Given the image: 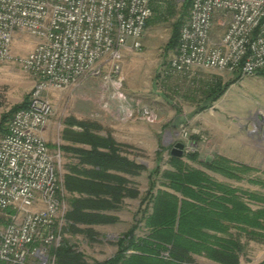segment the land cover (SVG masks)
<instances>
[{"label": "built area", "instance_id": "obj_1", "mask_svg": "<svg viewBox=\"0 0 264 264\" xmlns=\"http://www.w3.org/2000/svg\"><path fill=\"white\" fill-rule=\"evenodd\" d=\"M151 0H0V62L14 59L37 82L27 106L14 112L0 138V264H46L47 249L60 243L65 200L59 179L60 151L42 136L52 104L51 90L75 89L102 76L100 107L126 123L152 121L144 105L120 94L125 50L138 51L151 16ZM22 32L35 40L13 58ZM216 70L252 76L264 71V0H191L169 75ZM111 92V93H108ZM118 105L112 110L110 99ZM185 129L179 142L192 150ZM53 263V258H52Z\"/></svg>", "mask_w": 264, "mask_h": 264}, {"label": "trees", "instance_id": "obj_2", "mask_svg": "<svg viewBox=\"0 0 264 264\" xmlns=\"http://www.w3.org/2000/svg\"><path fill=\"white\" fill-rule=\"evenodd\" d=\"M190 1L183 2V13L172 25L166 44L168 49L177 46L180 27L187 18ZM166 13L174 15L171 3ZM235 79L224 85L216 84L207 95L208 101H216ZM27 102L28 98L0 115V135L6 132L11 115L26 107ZM207 107L202 106L198 110ZM67 125L69 127L62 133V140L87 144L90 150L59 147L78 160V163L68 166L62 178L63 190L69 197L67 201L64 199L68 209L61 233L82 234L89 241H94L96 232L91 228H80L79 225L116 222L117 218L107 212L117 209L124 198L136 199L139 196L138 190L128 187V180L108 174L107 170L138 176L145 168L120 156L118 146L109 135H96L93 131L99 129L97 123L73 119ZM73 126L81 130H72ZM99 148L107 151H98ZM162 151L164 149L160 148L158 157ZM186 161L197 163L203 169L228 179H241L234 168L235 164L224 157L200 161L195 152L182 154L181 157L168 153L166 168L160 170L157 166L147 176L148 186L139 201L138 220L118 237L116 252L94 264H195V256L218 264H239V258L245 253L249 241L264 244V196L219 183L204 170L188 166ZM236 167L253 171L244 165ZM248 181L264 188V181L259 178ZM253 202L260 207L252 209L249 203ZM141 222L146 233L137 236L135 231ZM51 253L53 264H87L84 254L65 238ZM259 264H264V260Z\"/></svg>", "mask_w": 264, "mask_h": 264}, {"label": "rangeland", "instance_id": "obj_3", "mask_svg": "<svg viewBox=\"0 0 264 264\" xmlns=\"http://www.w3.org/2000/svg\"><path fill=\"white\" fill-rule=\"evenodd\" d=\"M185 0H151V16L149 24L142 37V47L138 51L126 50L121 60L120 78L122 89L120 94L133 102L134 105H144L154 114L152 121L134 120L132 122L131 148H127L126 155L136 163L144 166V170L138 176H131L129 188L138 190L136 199L127 198L125 203L110 210L108 215L117 218L116 222L100 225H79L80 228H91L96 232L94 241H89L82 234H62L60 236L68 240L70 244L82 252L87 264L103 261L116 252V240L139 218L138 209L140 198L147 190V176L155 168L160 170L166 168L165 162L168 158L169 145L177 134L178 142L180 131L185 129L189 134L188 140L192 142V150L183 152V155L198 152L193 135L195 128L202 122L197 115L198 109L207 106L208 109L214 102H209L207 95L216 84L224 85L235 79L224 96L221 112L223 118H227L230 126L238 125L244 133L248 134V140L252 141L263 152L264 161V71L252 76L240 77L238 74H225L214 71H196L193 76L169 75L163 77L161 72L166 67L170 58L173 57L174 49L166 48L170 38L172 25L179 20L183 13V2ZM174 6V15L166 13L168 4ZM35 40L25 33L19 32L15 35L12 44L13 58L26 55L34 46ZM216 80V81H215ZM37 80L25 71L14 59L0 62V115L8 112L11 107L27 100ZM102 76L86 80L75 89L51 90L48 94L52 104V115L44 128V140L51 150L62 147V133L69 126L71 120H98L96 114L101 109L100 96L103 94ZM226 89V90H227ZM111 93V92H108ZM111 109L118 105L115 97L110 99ZM204 110V109H203ZM12 116V115H11ZM157 116V118H156ZM11 118V117H10ZM197 118V119H196ZM156 121L154 122V120ZM232 123V124H231ZM72 130H77L76 126ZM146 130V133L143 132ZM231 130V129H230ZM202 141L207 139L204 130L199 131ZM124 133H122L123 135ZM147 135V136H146ZM2 135H0V138ZM68 143V142H67ZM160 147L164 151L157 152ZM172 149V148H171ZM59 179L67 173L68 166L76 162L75 157L60 150ZM202 156V154H200ZM188 166L199 167L197 163L186 161ZM195 166V167H194ZM195 168V169H197ZM238 175L244 178V182L228 179L218 173L206 172L215 181L230 187L240 188L241 185L252 188L249 179L260 177L264 181V171L242 170L234 165ZM205 170V169H203ZM261 196H264V188L256 185ZM64 199L67 201L68 194L62 189ZM65 202V201H64ZM250 206H254L249 203ZM68 209L67 202L64 204ZM258 208L260 206H257ZM4 214L0 211V228L5 225ZM144 223H139L135 231L137 236L146 233ZM64 224H62V227ZM61 227V230H62ZM243 241V240H242ZM47 249L48 262L52 263V249ZM195 264H218L204 257L195 256ZM241 258V259H240ZM239 258V264H259L264 260V244L248 242L245 253ZM54 260V258H53ZM241 260V261H240ZM34 261L29 260V264Z\"/></svg>", "mask_w": 264, "mask_h": 264}, {"label": "crops", "instance_id": "obj_4", "mask_svg": "<svg viewBox=\"0 0 264 264\" xmlns=\"http://www.w3.org/2000/svg\"><path fill=\"white\" fill-rule=\"evenodd\" d=\"M200 71H214L218 73H225L227 75L231 74L229 72H219L216 70H200ZM228 89L208 109L202 110L197 115L198 119H200L202 122H200L201 125L198 128H195L194 131L196 133L195 135H193V137L194 140L196 141L195 144H196V150L199 154L198 156L199 160L209 161L216 157H224L230 160L231 162H233L235 165H244L258 172H261L262 170L264 171L262 150L259 147H257L252 141L248 140L247 138L248 134L244 133L243 130H241V128L238 127V125H234L231 123L233 126H230V122L228 121V119L223 118V116L222 117L220 116L222 115L221 112L222 103H223L222 101ZM96 117L98 120H94L93 122L99 125V129L93 132L101 137H106L107 135H109L111 139L118 146V154L122 157H125L129 161H133L132 159L127 157L125 150L127 151V148H131V141H132L131 135L133 130L132 122L134 120H141V119L135 116L134 118L130 119L128 122L121 123L114 118L111 111H106L104 109L100 110L98 114H96ZM155 121L156 119L154 120V122ZM77 130L80 131L81 129L77 127ZM201 130H204L207 136V139L205 141H202L198 136V134L200 133L199 131ZM122 133L124 134L122 135ZM143 133L145 134L146 130ZM42 136L44 137V129L42 131ZM174 136L176 137L172 139V143L168 147L170 150L174 146V144L178 142L177 134H175ZM64 142L66 143L63 144V146H71L83 150H90V146L87 144H78V143L73 144L69 141H64ZM98 151L106 152L107 150L103 148H99ZM200 154H202V156ZM76 163H78L77 159L74 164ZM198 166H199L198 168L195 166L194 167L203 170L201 165L198 164ZM83 167L87 169L89 168L87 165H83ZM204 171L206 172V170ZM107 173L128 180L129 181L128 187H130L131 176H132L131 174L123 173L112 169L107 170ZM256 178H260V177H256ZM256 178H252V179H256ZM240 181L244 182V178L242 177V179H240L238 182ZM250 184L253 185L252 188H248L245 187V185L240 184V188L237 189L252 193L260 192V189L256 185L252 183ZM74 196L77 195L75 194ZM125 200H127V198H124L122 202L118 204V207L121 206L123 203H125ZM252 204L254 205L252 207L249 204V206L252 209H256L258 208L257 206H259V204L254 202ZM250 242H254V241H250ZM256 263L257 262H254L253 264Z\"/></svg>", "mask_w": 264, "mask_h": 264}, {"label": "water", "instance_id": "obj_5", "mask_svg": "<svg viewBox=\"0 0 264 264\" xmlns=\"http://www.w3.org/2000/svg\"><path fill=\"white\" fill-rule=\"evenodd\" d=\"M182 151H183V144L181 142H177L174 144V146L170 150V154L172 156L181 157Z\"/></svg>", "mask_w": 264, "mask_h": 264}]
</instances>
